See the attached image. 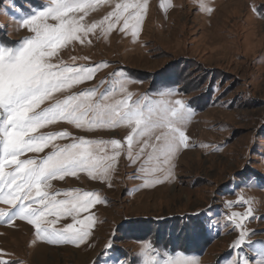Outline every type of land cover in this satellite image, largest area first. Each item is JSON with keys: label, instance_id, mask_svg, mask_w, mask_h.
<instances>
[{"label": "rangeland", "instance_id": "rangeland-1", "mask_svg": "<svg viewBox=\"0 0 264 264\" xmlns=\"http://www.w3.org/2000/svg\"><path fill=\"white\" fill-rule=\"evenodd\" d=\"M51 2L0 0V48L21 47L31 33L19 27V17ZM135 2L143 0H106L87 15L79 13L83 23L99 25L88 36L91 43L72 42L59 50L53 63L103 65L71 93L94 89V100L106 95L110 104L130 95L129 103L139 101L153 107L176 100L191 105L192 117L184 126L188 148L181 147L172 158V178L168 180L163 179V171L141 172V165L132 164L123 152L106 179L94 180L82 171L75 177L52 180L47 191L61 193L57 199L65 198L69 191H90L99 198L78 217H94L89 238L79 246L67 242L53 246L42 241L26 220L0 218V260L16 264H145L142 253L151 245L147 251L156 264H166L176 253L197 257L199 264H231L242 254L264 264L258 260L264 256V0H147L135 37L130 30H120L123 20L111 30L107 22L99 24L116 4ZM162 86H175L179 91L162 96L154 90H162ZM66 94L55 95L65 99ZM39 132H70L85 140L103 141L106 154L111 155L110 141L121 139L125 148L129 129L121 124L77 130L60 120ZM70 142L71 138L54 141L59 145ZM90 147L95 149V145ZM50 151L48 147L19 158L39 159ZM157 163L154 159L144 166L152 168ZM10 170L12 166L6 168ZM156 178L162 183L151 182ZM240 197L251 201L256 217L245 221L246 230L255 235L250 237L254 247L246 243L243 253L232 249L239 230L227 219L232 212L247 210L238 203ZM229 201L233 206L225 207ZM0 211L13 208L0 201ZM69 223H75L72 217H59L54 226L64 228Z\"/></svg>", "mask_w": 264, "mask_h": 264}, {"label": "snow or ice", "instance_id": "snow-or-ice-1", "mask_svg": "<svg viewBox=\"0 0 264 264\" xmlns=\"http://www.w3.org/2000/svg\"><path fill=\"white\" fill-rule=\"evenodd\" d=\"M104 2L106 0H52L46 8L19 17V27L31 33L23 40L21 47L15 50L0 48V201L13 208L11 212L0 211V218H6L8 222L17 217L26 220L28 224L34 225L35 233L42 241L53 246L65 242L79 246L89 238L94 217L89 215L86 220L78 217L82 211L98 203L99 198L90 191L83 194L69 191L64 193L65 198L57 199L61 193L47 191L52 187V180L75 177L82 171L94 180L106 179L122 152L132 164L141 165V172L163 171L166 172L163 179L168 180L172 178V158L181 147L189 146L184 126L191 119L192 110L191 105H185L181 100L166 105L161 102L160 107H153L139 101L129 103V95L127 99L110 104L106 103L109 100L106 95L94 100V89L79 94L70 92L75 85L91 80L97 68L103 65L76 66L73 63L68 66L63 61L53 63V58L58 56L61 48L74 41L91 43L88 36L99 25L83 23L84 16L79 13L87 15L88 10ZM147 6V0L142 3H118L115 10L99 24L107 22V29L111 30L123 20L120 30H130L135 37ZM203 7L211 12L210 8ZM258 9L256 11L261 12ZM261 15L264 16V12ZM175 86H162V90H154L164 96L173 90L179 91ZM215 91L216 86L213 93ZM56 93H67L66 98L60 99ZM46 101L50 103L41 107ZM60 120L68 121L77 130L88 131L125 124L129 129L127 145L122 149L121 139H112L110 144L113 151L108 155L103 141L85 140L70 132H39L46 125ZM59 138H71L72 142L64 145L54 143ZM92 145H95V149L90 147ZM48 147L52 151L42 158H19L26 153L43 152ZM98 153L105 155L99 156ZM154 159L158 161L156 167L144 166ZM163 165L169 167L164 168ZM9 166H12V170L6 171ZM151 182L162 183L159 178ZM238 203L246 206L247 210L243 213L232 212L227 219L239 230L232 249L241 251L246 243L254 247L250 237L255 232L246 230L245 221L255 220L256 217L249 206L251 201L240 197ZM232 206L231 201L225 205ZM49 216L57 219L72 217L75 223L56 228L57 219L49 220ZM213 223L209 225L210 228ZM150 247L146 246L142 253L145 264H156L148 254L147 249ZM258 260H264V256ZM0 264L16 262L0 260ZM166 264H199V259L176 253ZM231 264H257V261L242 254L233 259Z\"/></svg>", "mask_w": 264, "mask_h": 264}, {"label": "trees", "instance_id": "trees-1", "mask_svg": "<svg viewBox=\"0 0 264 264\" xmlns=\"http://www.w3.org/2000/svg\"><path fill=\"white\" fill-rule=\"evenodd\" d=\"M193 219L195 220V218H193ZM199 222H201V223H200V224H201V227L205 230L206 226H205L204 222H203V221H200V220H199ZM171 243H172V242H171ZM156 245L158 246L159 244L156 243ZM166 245L170 246V247H169L170 249L172 248V244H170V243L167 244V243H166ZM183 249H184V248H183ZM184 250H185V249H184ZM186 251H187V250H186ZM188 252H189V251H188Z\"/></svg>", "mask_w": 264, "mask_h": 264}]
</instances>
